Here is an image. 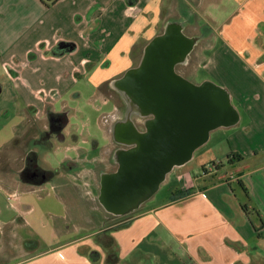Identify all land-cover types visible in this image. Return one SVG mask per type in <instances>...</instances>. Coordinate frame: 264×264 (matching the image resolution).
Listing matches in <instances>:
<instances>
[{"label":"crops","instance_id":"0c3cea01","mask_svg":"<svg viewBox=\"0 0 264 264\" xmlns=\"http://www.w3.org/2000/svg\"><path fill=\"white\" fill-rule=\"evenodd\" d=\"M168 24L179 25L188 38L196 35L186 31L200 26L210 32L203 48L195 51L196 41L180 64L187 68L195 58L210 75L208 82L229 95L237 121L221 127L233 130L227 164L208 174L203 168V187L175 166L164 179L174 174L181 186L170 197H156L160 184L123 220L106 219L96 231L79 232L67 198L74 197L71 206L77 211L76 192L82 190L92 202L93 189H84L78 147H72L70 157L64 155L59 170V162L45 160L39 151L51 153L42 140L48 113L65 108L47 109L37 100L33 91L44 90L37 79L55 80L52 86L62 96L75 85L64 74L66 56L76 60L75 54L51 57L49 49L70 41L80 46L82 32L90 30L97 44L92 47L104 49L91 58L90 78L96 84L136 67L144 48ZM13 57L20 61L13 65L20 72L18 84L8 72ZM44 116L47 125L36 126ZM150 117L117 118L120 125L131 121L127 140L118 145L133 146L132 130L141 133L136 121L141 118L143 125ZM86 124L89 137L91 124ZM239 151L249 157L264 154V0H0V264H253V257L264 255L248 244L264 233V177L258 175L261 168L243 170L246 158ZM235 184L250 195L245 207L233 196ZM99 196L100 189L97 202L108 213ZM36 240L43 247L30 254ZM108 256L117 262L106 263Z\"/></svg>","mask_w":264,"mask_h":264},{"label":"water","instance_id":"95a60500","mask_svg":"<svg viewBox=\"0 0 264 264\" xmlns=\"http://www.w3.org/2000/svg\"><path fill=\"white\" fill-rule=\"evenodd\" d=\"M195 39L186 37L179 25L168 24L144 48L138 65L115 81L139 117L154 115L155 120L145 122L143 133L132 130L134 145L120 155L119 169L101 177L99 201L112 215L135 211L166 174L191 159L212 130L237 121L223 88L208 81L194 85L176 73V64L186 60Z\"/></svg>","mask_w":264,"mask_h":264},{"label":"rangeland","instance_id":"374dc122","mask_svg":"<svg viewBox=\"0 0 264 264\" xmlns=\"http://www.w3.org/2000/svg\"><path fill=\"white\" fill-rule=\"evenodd\" d=\"M203 28L205 27L200 26V28H193V31H186V33H189L190 35H196L195 40L198 42V44L196 42L197 46L195 48V51L201 50L204 46L205 40H208L211 37L208 29L205 28L203 32ZM90 33V30L87 29L82 32L83 39L81 40V43L79 42L80 46H77V43L70 41L56 44L57 46H54L49 49V55L51 57H57L58 55L61 56L60 54H75L76 60H74L73 56H66L68 57L67 59H65L67 68L64 69L65 76L70 78L72 77L73 81L75 82V85L72 87V91L62 96L52 86V82L55 83V80H49L48 78L46 79L42 77H39L36 83L37 86H40L41 89L44 90L33 91V95L37 97L38 101L42 100L46 104L47 109L53 108L54 106H56V109L61 108V106H64L63 109L65 108L66 110L70 111L69 115L72 114L71 121L68 123L65 129V139L61 142L58 140L52 141L50 145L51 153H49L48 151L43 152L41 151V149L39 151L40 154H43V156L40 155V157L44 158L45 160L50 159L51 163L59 162L58 167L56 168V170H59V167H62L64 163L60 162L64 155H71L73 153L72 147L74 145L78 147L76 151L81 155V180H83L84 182V189H86L87 191L93 189V194H91L93 201L91 200L92 202H90V196H87L85 192H82V190L77 191L76 195L77 198L80 199L81 207L79 208V210L76 211V209L71 206L74 197H69L67 199L68 202L70 200V210H72V212L74 211L76 214L73 215L72 213V215L70 216L72 217L73 222L76 223V229L80 228L79 232L82 233H86L91 230L96 231L98 228H100V226H103V221L106 219H108L107 221H110V219L116 218L117 220L121 221L128 216V214L125 216H115L105 213L102 207H100L97 202V193L100 189L101 178L99 177V171H97L96 169L102 167L105 171L104 173L113 172L111 170L109 172L106 171L111 169L110 166L103 167L101 166V164H106L111 154H113V151H116L118 148H121L120 145L112 141V129L114 128V122H117L115 121L117 118H120L122 120L126 119V112L122 111L124 102H122L123 100L121 95L116 90H113V86L110 84L113 79L95 84L93 82L94 79L90 78L91 74L93 73H90V71L92 70V67L94 68V64H91V58L96 54L100 53L99 51H104V49L92 47L96 46L97 44L90 38ZM13 58L15 59V62L14 64H11V67H9L8 72L18 84L16 78L20 76V72L16 71L13 65H16V62H18L19 64L20 61L15 57ZM28 59H30V54L28 55ZM198 64V60L192 58L187 68L182 65H179L177 69L180 73L185 75L184 78L187 79L189 82L194 85H201L205 81H210V75H208L202 67H197ZM23 65L24 67L23 69H21V72L26 73L27 70L25 68L28 66V64L26 63ZM118 78H120V76ZM108 85L111 86V88H108ZM25 86L30 89V80H26ZM97 107H101L102 111L98 112L96 110ZM97 115H99V125L96 128L94 126L96 123L94 119L95 117H97ZM141 121L142 120L140 118L136 122L139 125ZM244 121L245 119L243 118L242 125L244 124ZM87 122L91 124L92 129L90 132H88L89 135L90 133H92L89 137L87 134ZM36 123V126H46L47 120L44 116L43 120H37ZM56 124L57 123H55V125ZM66 130L71 132V138L69 136H66L69 134L66 133ZM231 131L233 130L221 127L212 130L209 134L208 140L202 146L197 148L194 151L192 158L186 163L179 166L177 170L186 173L188 172L191 176H195L197 178L199 186H205L204 181V184L201 182L202 180H205L202 176L206 173H210L209 171H211V169L220 167L222 164H227V156L231 152L228 144L229 134L231 133ZM239 152L242 153L243 156H245L246 158L245 161L241 164V167L244 168L243 170L261 168L263 169V171L258 172V175H262V177H264V154L260 153L256 157H249L248 155H244L242 151ZM115 159H117L116 156ZM203 168H205V170L207 171L206 173L205 171H203ZM200 175L202 178H200ZM168 177L169 178H166L162 181L158 191L155 194L158 199H167L181 186V183H179L175 179L174 174H169ZM245 182L246 187L248 188L249 185L246 179ZM233 190H235L233 196H236V198L240 200L242 205L245 207L249 202L248 197L250 195L241 190L236 184L235 186H233ZM93 212H96L99 217L96 216V214L90 216V213ZM90 217L92 220L88 222ZM85 221L88 222L87 224L89 228L93 227V229H88V226L84 225L86 223ZM257 226L261 227L259 224ZM259 235V239H257L256 237V239L248 242L249 248L255 246L261 248L258 256H260L261 253L264 254V233ZM30 246V254L39 251L43 247L41 245V242H38L37 240L30 243ZM107 246L112 248V245ZM253 258L255 259L253 264H264V255H262L261 260L255 257ZM116 260L117 259L114 256H108L106 258V263H116ZM163 263L164 262H162V264Z\"/></svg>","mask_w":264,"mask_h":264},{"label":"flooded vegetation","instance_id":"af4514ba","mask_svg":"<svg viewBox=\"0 0 264 264\" xmlns=\"http://www.w3.org/2000/svg\"><path fill=\"white\" fill-rule=\"evenodd\" d=\"M179 65H181V64H176L175 71H176V73H178L179 75L182 76V74L177 69V67ZM117 79L118 78L113 79L111 81V83H110L113 86L112 87L113 90H115L113 84H114V82ZM108 88H111V86L108 85ZM122 102H124L122 111L126 112L127 111V104H126V102L124 100ZM69 113H70V111H68L66 109H64L59 114H55V113H51V112L48 113V119L50 120L49 126L42 133V140H44L45 143L47 142V143H49V145H51L52 141H56V140L63 141L65 139V129H66V126L68 125L69 117H70ZM55 123H57L56 124L57 126L55 125ZM114 124L117 125V126H115V128L113 130V133H112L113 134V136H112L113 140L112 141L117 143V144H120V143H118V141H123L124 142L125 140H127V133H126L127 132V128H126V126L124 124L120 125L119 122H115ZM142 124L143 125H141V123L139 125L137 124L138 125L137 127L141 131V133H143L146 130V124L145 123H142ZM68 136L71 138V136H72L71 133H69ZM122 145H120L121 147L124 146L122 150L120 148H118L116 151H113V154H111V156L109 157L107 163L106 164L105 163L101 164V166H103V167L104 166H106V167L110 166L111 167V169L106 170V171L109 172L111 170V171L115 172V171H117L119 169L120 155L124 151H126V150H128L130 148V146H128V145H125V144L123 146ZM115 156H116L117 159H115ZM96 170L99 171V174H100L99 177L100 178L104 174L105 175L106 174H111V172L110 173H107V172L104 173L105 171L103 170L102 167H100L99 169L97 168ZM92 182H93V180H92Z\"/></svg>","mask_w":264,"mask_h":264},{"label":"bare ground","instance_id":"6f19581e","mask_svg":"<svg viewBox=\"0 0 264 264\" xmlns=\"http://www.w3.org/2000/svg\"><path fill=\"white\" fill-rule=\"evenodd\" d=\"M114 89L121 95V97H122V99L126 102V104H127V111H126V115L128 116V114L129 113H131V116L132 115H136V116H138V108L135 106V105H131V103H130V100H129V98H128V95L125 93V91L123 90V89H121L120 87H119V85H118V82H114ZM134 108L135 110H132V108ZM138 111V112H137ZM126 121V123H127V125L126 126H128V124L131 122L130 121V119H127V120H125Z\"/></svg>","mask_w":264,"mask_h":264},{"label":"clouds","instance_id":"9594fccd","mask_svg":"<svg viewBox=\"0 0 264 264\" xmlns=\"http://www.w3.org/2000/svg\"><path fill=\"white\" fill-rule=\"evenodd\" d=\"M150 119H151L152 121H154V120H155V116H154V115H151Z\"/></svg>","mask_w":264,"mask_h":264},{"label":"trees","instance_id":"16d2710c","mask_svg":"<svg viewBox=\"0 0 264 264\" xmlns=\"http://www.w3.org/2000/svg\"><path fill=\"white\" fill-rule=\"evenodd\" d=\"M231 157H237V155H235V154H232V155H231ZM212 165H213V164H212Z\"/></svg>","mask_w":264,"mask_h":264}]
</instances>
